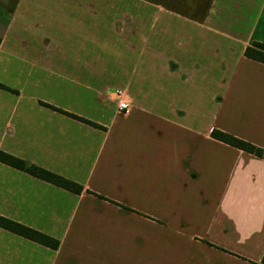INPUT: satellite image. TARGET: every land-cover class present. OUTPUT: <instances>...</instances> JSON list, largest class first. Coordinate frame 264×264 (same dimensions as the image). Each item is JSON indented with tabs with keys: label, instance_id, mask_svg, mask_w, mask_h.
Wrapping results in <instances>:
<instances>
[{
	"label": "crops",
	"instance_id": "0c3cea01",
	"mask_svg": "<svg viewBox=\"0 0 264 264\" xmlns=\"http://www.w3.org/2000/svg\"><path fill=\"white\" fill-rule=\"evenodd\" d=\"M113 1L0 0V150L83 187L0 161V215L58 240L0 227V264H261L264 157L211 132L264 149V0Z\"/></svg>",
	"mask_w": 264,
	"mask_h": 264
},
{
	"label": "trees",
	"instance_id": "16d2710c",
	"mask_svg": "<svg viewBox=\"0 0 264 264\" xmlns=\"http://www.w3.org/2000/svg\"><path fill=\"white\" fill-rule=\"evenodd\" d=\"M244 55L246 57H249L251 59L260 61L264 63V43L261 42H253L251 45L247 46L244 50ZM1 88L9 89L11 91L16 92V90L10 89L9 87L3 85L0 83ZM41 104L53 109L57 110L59 112H62L66 115H69L75 119H78L80 121H83L89 125H92L94 127L102 128L99 124L88 120L86 118H83L81 116H78L76 114L67 112L63 109H60L58 107H55L49 103L41 102ZM212 136L216 139H219L225 143H228L232 146H235L237 148H240L246 152L255 154L259 157H264V149L250 143L249 141H246L244 139H241L239 137H236L234 135H231L229 133L213 129L211 132ZM0 161L3 163H6L10 166H13L15 168L21 169L33 176H36L38 178L44 179L46 181H49L57 186H60L62 188H65L71 192L74 193H80L83 190V187L76 183L75 181H72L70 179H67L66 177H63L59 174H56L54 172H51L47 169H44L34 163H31L29 161H26L24 159L18 158L16 156H13L7 152H4L0 150ZM99 197H102L98 194H95ZM103 198V197H102ZM0 227H3L5 229H8L14 233H17L19 235H22L26 238H29L31 240H34L36 242H39L41 244H44L46 246H49L51 248H56L58 246V240L43 233L36 229H33L27 225L21 224L19 222H16L14 220H11L7 217H4L0 215ZM261 264H264V251L261 257Z\"/></svg>",
	"mask_w": 264,
	"mask_h": 264
},
{
	"label": "built area",
	"instance_id": "2783aa9c",
	"mask_svg": "<svg viewBox=\"0 0 264 264\" xmlns=\"http://www.w3.org/2000/svg\"><path fill=\"white\" fill-rule=\"evenodd\" d=\"M118 101H117V108L119 111L126 112L130 109V105L127 101L121 99L120 92L117 93Z\"/></svg>",
	"mask_w": 264,
	"mask_h": 264
},
{
	"label": "rangeland",
	"instance_id": "374dc122",
	"mask_svg": "<svg viewBox=\"0 0 264 264\" xmlns=\"http://www.w3.org/2000/svg\"><path fill=\"white\" fill-rule=\"evenodd\" d=\"M129 7L133 8L136 7V1L135 0H129V1H113V7Z\"/></svg>",
	"mask_w": 264,
	"mask_h": 264
}]
</instances>
